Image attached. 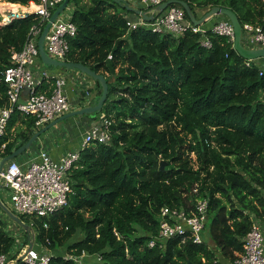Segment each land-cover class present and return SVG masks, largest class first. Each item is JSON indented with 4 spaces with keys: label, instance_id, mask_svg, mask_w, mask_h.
<instances>
[{
    "label": "trees",
    "instance_id": "1",
    "mask_svg": "<svg viewBox=\"0 0 264 264\" xmlns=\"http://www.w3.org/2000/svg\"><path fill=\"white\" fill-rule=\"evenodd\" d=\"M82 1H69L76 34L68 40L65 60L106 79L102 109L82 118L109 120V140L79 150L63 209L48 218H18L31 227L35 243L53 253L49 264H76L63 255L82 252L96 256L93 264L233 261L243 252L252 221L264 222V71L260 75L258 67H247L230 42L209 31V49L191 32L175 37L145 27L129 31L127 17L135 15L122 6L112 0ZM182 1L196 18L220 7L241 24L264 28V0ZM37 23L29 16L0 28V108L7 106L1 73L10 52L22 48ZM93 82L94 104L101 87ZM35 120L11 114L0 137L2 159L39 130ZM198 200L207 202L209 243L173 238L148 246L157 236L161 208L190 213ZM76 235L81 238L71 242ZM14 241L0 218V256H8L10 264L16 260L10 256Z\"/></svg>",
    "mask_w": 264,
    "mask_h": 264
},
{
    "label": "built area",
    "instance_id": "2",
    "mask_svg": "<svg viewBox=\"0 0 264 264\" xmlns=\"http://www.w3.org/2000/svg\"><path fill=\"white\" fill-rule=\"evenodd\" d=\"M63 0H36L25 5L8 3L0 0V28L15 20H23L29 16L38 18L26 35L20 50L12 49L9 56V65L2 71V81L6 87L7 106L0 108V137L5 134L8 120L13 112L23 116L34 117L35 129H39L54 119L72 111L70 99L66 94L67 78L53 74L45 68L38 55V39L44 25L52 12ZM133 7L143 10L146 15L152 16L146 22L140 16L129 17L126 20L128 30L145 27L157 34H171L175 37L187 32L200 36V45L206 49L211 43L206 36L207 31L212 35L225 38L231 44L234 32L228 19L213 16L212 24L208 29L194 26L185 18V12L179 5H170L159 12L155 8L167 0H123ZM132 2V3H131ZM64 12L51 24L45 39L44 50L51 58L65 62L69 52L68 40L76 34V27L71 22V16L64 19ZM242 26L241 43L249 49L264 48V28L260 24L244 23ZM108 58H111L108 56ZM260 59L245 60L246 66H256L260 75L264 67L258 63ZM49 84L47 91L37 89ZM28 89L27 94H23ZM111 122L101 119L92 125L83 135L81 148L92 142L107 143L109 140L108 127ZM79 158V150L71 151L54 159L43 149L27 156L23 161L10 160L0 171V188L10 194L11 208L22 217L48 218L67 205L68 197L72 193L69 172ZM0 157V161H1ZM12 212V211H11ZM13 213V212H12ZM14 214V213H13ZM15 215V214H14ZM158 233L148 244L154 247L173 238L191 239L194 244L204 242L202 233L207 223V202L198 200L190 213L179 209L163 207L158 214ZM30 227V226H29ZM46 227V225H44ZM31 228V227H30ZM32 247L18 248L10 256L16 258L24 254L22 261L26 264H49L53 253L35 243V234L31 229ZM243 252L233 261L217 264H264V232L258 220H253L249 232L243 237ZM29 242V243H30ZM29 245V244H28ZM87 254L80 256L64 254L63 258L72 260L76 264H85L82 261ZM100 257L97 258L99 260ZM11 260V259H10ZM8 256H0V264H10Z\"/></svg>",
    "mask_w": 264,
    "mask_h": 264
},
{
    "label": "water",
    "instance_id": "3",
    "mask_svg": "<svg viewBox=\"0 0 264 264\" xmlns=\"http://www.w3.org/2000/svg\"><path fill=\"white\" fill-rule=\"evenodd\" d=\"M70 0H63L59 6L53 11L52 15L50 16L49 20L46 22V24L43 27V30L39 36L37 47H38V55L41 64L45 68H63L65 70H72V71H78L81 74H84L85 76L98 81L100 87H101V95L98 98V100L92 104L91 106L83 107L78 110L71 111L67 114H64L53 121L46 124L44 127L36 131L29 139L28 141L14 150L9 156L1 159L0 161V171L4 164L10 160L15 159L19 155H21L23 152L28 150L30 146L35 142V140L40 137L43 133H45L50 128L54 127L58 123L65 121L69 118L73 117H83L84 115L93 114L95 112H99L103 104L106 101L107 93H108V86L106 79L104 76L96 74L95 72L91 71L89 68L82 64L73 63V62H59L54 59H51L44 50V39L45 36L51 26V24L55 21V19L64 12V10L69 5ZM116 4L120 5L125 9L127 12H130L136 16H140L145 20L146 22H150L153 17L146 15V13L138 8H134L130 5H128L123 0H112ZM170 5H179L183 8L188 20L190 23L196 27L202 26L205 22H212L213 16H221L231 23L233 32H234V39L232 43V50L243 60H256V59H264V48L262 49H249L242 45L241 43V35H242V26L241 22L239 21L238 17L229 9L226 8H220V7H213L210 10H208L206 13H204L200 18H196L195 15H193L192 11L190 10L187 3H185L182 0H167L166 2L160 4L155 9L159 12L163 11L165 8H167ZM28 89H25L23 94H27ZM163 162L160 163V169H163ZM0 209L2 212L14 223V226H18L21 228L26 234H31V228L27 225H25L18 216L14 215L9 208L5 206V204L0 200ZM32 247V242L29 243L27 249L25 252H28ZM24 257V254L16 258L14 264H16L18 261H22Z\"/></svg>",
    "mask_w": 264,
    "mask_h": 264
},
{
    "label": "crops",
    "instance_id": "4",
    "mask_svg": "<svg viewBox=\"0 0 264 264\" xmlns=\"http://www.w3.org/2000/svg\"><path fill=\"white\" fill-rule=\"evenodd\" d=\"M213 19L214 18H212L211 21H213ZM208 23L212 24V22H208ZM258 63L264 67V59L259 60ZM59 70H56V72H52V73L67 78L66 94L70 99L71 105L73 107L72 110L91 106L97 96L96 95L97 91L93 80H91L89 77L77 71L68 70L67 74H64V72H60ZM44 89L42 90L47 91L49 87L45 86ZM78 123L81 122L78 121ZM57 125L54 126L53 132L44 133L35 140V142L33 143V145L35 144V147L33 149L30 148V150L28 149L30 155L37 153L39 149H43L46 150L51 157H53L54 159H58L61 156H64L68 152L80 150L81 141L83 139V135L85 131H83L80 127H77L76 122H67L66 124L67 130L65 131H62L61 128L56 130L55 128L57 127ZM82 126L84 127V125ZM69 129H71V131H69ZM54 131H60L59 133L60 138L58 140L54 138V134H53L55 133ZM72 131H75V136L70 137ZM24 158H22L20 161H23ZM259 223L262 228V231L264 232V222H259ZM209 245L211 246L217 257L219 258L220 257L219 252L215 248H213L211 244ZM221 262H225V261L221 260Z\"/></svg>",
    "mask_w": 264,
    "mask_h": 264
},
{
    "label": "rangeland",
    "instance_id": "5",
    "mask_svg": "<svg viewBox=\"0 0 264 264\" xmlns=\"http://www.w3.org/2000/svg\"><path fill=\"white\" fill-rule=\"evenodd\" d=\"M81 1V3H83V1L82 0H80ZM132 3V2H131ZM129 4H130V2H129ZM130 6H132V4L130 5ZM133 7V6H132ZM135 8V7H134ZM72 10H73V4H70V5H68L67 6V8L64 10V14H63V18L64 19H66V18H68L69 16H70V14H71V12H72ZM129 17H134V16H128L127 18H129ZM210 23H208V22H205L203 25H202V28H206V29H208L209 27H210V25H209ZM50 71H52V72H56V68H50L49 69ZM60 72H64V74H67V72H68V70H59ZM110 79V81L112 82L113 80H114V77H110L109 78ZM84 91V90H83ZM82 94V93H81ZM75 110H78V109H75ZM72 111H74V110H72ZM80 119V120H79ZM101 119H103V117L102 116H100L99 117V119L98 120H90V119H87V118H82V117H73V118H69V119H67V120H65V121H62V122H60L58 125H57V127L55 128L56 130L57 129H60L61 128V130L62 131H65V130H67L66 129V124H67V122H76L77 123V127H80L83 131H88V129L92 126V125H94L95 123H97V122H99ZM78 121L79 122H81V123H78ZM84 122V123H83ZM76 125V124H75ZM82 125H84V127L82 126ZM44 127V126H43ZM42 128V127H41ZM41 128H39V129H41ZM54 127H52V128H50L49 130H47L45 133H50V132H53V129ZM36 130H38V129H36ZM69 131H71V129H69ZM55 133H53L54 134V138L56 139V140H58L60 137H59V133H60V131H54ZM84 132V133H85ZM44 134V133H43ZM72 136H75V131H72L71 132V135H70V137H72ZM35 147V144L31 147V149H33ZM74 149H76V148H74ZM30 150V149H29ZM29 150H26L23 154H21V155H19L16 159H15V161H17V162H19L22 158H24V157H27V156H29L30 155V152H29ZM9 198H10V194H9V192L8 191H5V190H3V189H1L0 188V200L5 204V206L7 207V208H9V210L10 211H12L16 216H19L12 208H11V206H10V203H9ZM0 218H2L3 219V221L5 222V225H6V230H7V232L9 233V234H11L12 236H14V238H15V241H14V248H13V251L12 252H14L15 250H18V248H26L27 246H28V244H29V242L31 241V238H29V236L26 234L25 235V233L22 231V229L21 230H12V228H14L13 227V225H14V223L12 222L11 223V221H9V220H7L6 218L7 217H5V215L0 211ZM207 228H208V224L205 226V229H204V231H203V233H202V236H203V240H204V242H206V243H209V238H208V233H207ZM79 238H81V236L80 235H76V236H74L72 239H71V242L72 241H74V240H76V239H79ZM17 254H19V250H18V252H17ZM20 256V255H19ZM82 261H83V263H85V264H93L94 262H96V256H86V257H83L82 258Z\"/></svg>",
    "mask_w": 264,
    "mask_h": 264
}]
</instances>
